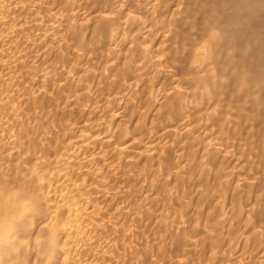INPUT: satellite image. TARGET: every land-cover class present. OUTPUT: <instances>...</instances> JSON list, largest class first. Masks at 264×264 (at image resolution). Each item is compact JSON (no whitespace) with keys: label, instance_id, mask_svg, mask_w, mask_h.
Returning a JSON list of instances; mask_svg holds the SVG:
<instances>
[{"label":"bare ground","instance_id":"bare-ground-1","mask_svg":"<svg viewBox=\"0 0 264 264\" xmlns=\"http://www.w3.org/2000/svg\"><path fill=\"white\" fill-rule=\"evenodd\" d=\"M164 260L264 264V0H0V264Z\"/></svg>","mask_w":264,"mask_h":264},{"label":"rangeland","instance_id":"rangeland-1","mask_svg":"<svg viewBox=\"0 0 264 264\" xmlns=\"http://www.w3.org/2000/svg\"><path fill=\"white\" fill-rule=\"evenodd\" d=\"M21 47H22V46H21ZM21 47H20V48H21ZM20 48H18V50H21ZM24 49H25V48L22 47V50H24ZM22 50L20 51V53L23 52ZM25 50H28V51H29V49H25ZM28 51H27V52H28ZM27 52L25 51V52L21 53V55H23L24 53H27ZM28 53H29L31 56L33 55V53L31 52V53H32V54H31L30 51H29ZM37 53H38V52H36V53H34V54H37ZM24 55H25V54H24ZM30 55H29V56H30ZM31 56L29 57V59L32 58V59L34 60L35 58H33V56H32V57H31ZM34 56H36V55H34ZM82 58H83V57H82ZM82 58H80L79 61H78V64H79V65H84V64L86 63V60H85V59L83 60ZM80 60H81V61H80ZM80 62H81V63H80ZM84 62H85V63H84ZM31 63H32V62H31ZM47 66L49 67V65H47ZM52 66H53V65H52ZM52 66H51L52 69H51V68H50V69H51V70H54L55 67H52ZM31 68L34 70L33 67H31ZM35 69H36V68H35ZM21 81H22V80H17V82H21ZM8 82H10V81L7 80V82H6L5 84H6V85H9ZM21 83H22V84L19 83L20 85H17V87H18L19 89H22V85L24 84L23 82H21ZM150 85H151V84H149V86H150ZM154 85H155V83H154ZM23 86H25V85H23ZM149 86H147V88L144 87V88H145V91H144V88H143V89H141L140 92L138 91V93L134 94V95L132 96L133 98H132V97L130 98V102H132V104H131L130 102H129V104H130L132 107L135 106V105H137V107H138V106H140V103H143V104H141V106H140V107H142V105L145 106V105L148 103V101H149V102H150V101L152 102L153 100L156 101V97H154L155 94H156V86H155L154 88H153V86H150L151 88H150ZM35 87H36V88H35ZM35 87H31V88H30V91H31V90H32V91H33V90H36V89H37V85H36ZM22 90H23V89H22ZM142 90H143V91H142ZM150 90H151V91H150ZM22 92H23V91H22ZM141 92H142V93H141ZM145 92H146V93H145ZM139 93H140V94H139ZM143 93H145V94H143ZM148 93H149V94H148ZM153 93H154V94H153ZM65 94H66V92H64V94H63V92H62V93L60 94V96L57 97V98H58V101H59V99L62 100V101H60V103L65 102V99L68 97L67 94H66V95H65ZM58 95H59V94H58ZM136 95H137V96H136ZM138 95H139V96H138ZM146 95H147V96H146ZM150 95H152V96H150ZM54 96H55V95H54ZM63 96H64V97H63ZM149 96H150V97H149ZM61 97H62V98H61ZM144 97H145V98H144ZM55 98H56V97H55ZM57 98H56V99H57ZM137 98H138V99H137ZM142 98H144L145 101H144ZM146 98H147V99H146ZM154 98H155V99H154ZM97 99H99V98H97ZM139 99H140V100H139ZM151 99H152V100H151ZM100 100H101V99H100ZM147 100H148V101H147ZM103 101H104V100L100 101L101 103H99V102H98V103L103 105V104H105ZM154 101H153V102H154ZM146 102H147V103H146ZM134 103H135V104H134ZM62 104H63V103H62ZM115 104H116V103H115ZM133 104H134V105H133ZM106 105H108V104H106ZM113 106H114V105H113ZM131 106H130V108H132ZM144 106H143V107H144ZM146 107H147V106H146ZM138 108H139V107H138ZM144 109H145V107H144ZM145 110H146V109H145ZM94 112H97V111L95 110ZM77 113H78V112H77ZM79 113H80V112H79ZM79 113H78V114H79ZM80 114H81V113H80ZM96 114H97V113H96ZM126 115H127L128 117L130 116V114H129V115L126 114ZM78 117H79V116H78ZM128 117L126 118V120L128 119ZM45 126H46V127H44V128H45L46 130H48L47 133H48L50 130H51V131L54 130V128H53V129H50V128H49L50 125H48V124L45 125ZM47 128H49V129H47ZM46 130H45V131H46ZM45 134H46V132H45ZM54 134H55V132L53 131L51 136H50V133H49V135L46 134V136H49V139H51V137H52L51 140H52V141H56V140H55V137L53 136ZM58 134L62 135L61 133H58ZM53 137H54V138H53ZM47 138H48V137H47ZM113 176L115 177L114 179L116 180V182H117V180H120L119 178L117 179V177H116L115 175H113ZM113 176H112V177H113ZM118 176H119V175H118ZM112 177H111V178H112ZM112 179H113V178H112ZM111 182H112L111 180L108 181V186H107V188H109V187H110V188L113 187L114 190H113L112 188H111V189L113 190V192H114L113 194H114V195L111 194V193H112V190H111L110 188H109L110 190H109V189H107V190H109V194H110L111 196L113 195V196H115V197H117V198H119V197H118V196H119L118 194L121 193L120 191H122V193H123L124 189L127 190V189L125 188L126 186H127V188L130 187V186L128 187V185L125 184V182L121 183L120 181H118V182H120V183L117 182V184L115 183L114 180H113L112 183H111ZM113 183H115L116 185L113 184ZM118 184H119V185H118ZM121 184H122V186H121ZM116 186H119V187H116ZM121 188H122V189H121ZM116 189H117V190H116ZM118 189H120V190H118ZM137 189H138V188H137ZM115 190H116V191H115ZM110 191H111V193H110ZM139 191H140V187H139ZM118 192H120V193H118ZM137 192H138V190H136V193H137ZM115 193H116V195H115ZM122 193H121V194H122ZM137 194H138V193H137ZM139 195H140V192H139L138 196H139ZM142 195H143V196H142ZM142 195H140V197H139V198L141 199V201L145 198V197H144L145 194H142ZM142 197H144V198H142ZM142 202H143V201H142ZM151 208L154 210L153 207H151ZM156 208H157V207H156ZM152 209H151V210H152ZM109 216H110V215H109ZM146 228H147V230H146ZM146 228H145V226H144V227L141 229V231L143 230L141 237L144 236V238H140L139 236H140L141 233H140V234L138 233V234H137V235H138V236H137V239L140 238V240H139V239L137 240L136 237H135V239H134L135 241L137 240V243H139V241H140L139 246H140L141 244H143V245H141V247H142V246H145V245L147 246V245H149V244L154 243V242H153V241H154V240H153V239H154V236L152 235V234L154 233L153 230L151 229V231L153 232V233H152L151 231H149L150 228H149V229H148V227H146ZM144 229H145V231H146L147 233L144 231ZM141 231H140V232H141ZM148 233H149V234H148ZM145 234H146L147 236L149 235L150 237H149V236L146 237ZM135 236H136V235H135ZM151 237H153V238H151ZM145 238H146V240H145ZM150 238H151V239H150ZM147 239H149V240H147ZM142 240H143V241L145 240L146 242L144 241V242H145V243H144ZM147 241H149V242L151 241L152 243L147 244V243H148ZM162 242H164V241H162ZM164 244H165V243H164ZM162 245H163V244H162ZM165 245H166V244H165ZM159 246H161V245H159ZM166 246H167V245H166ZM161 247H162V246H161ZM162 249H163V247H162ZM163 250H164V249H163ZM170 255H171V254H170ZM163 262H164V264H167L168 262H169L168 264H171L170 261H165V260H164ZM165 262H166V263H165ZM162 264H163V263H162Z\"/></svg>","mask_w":264,"mask_h":264}]
</instances>
